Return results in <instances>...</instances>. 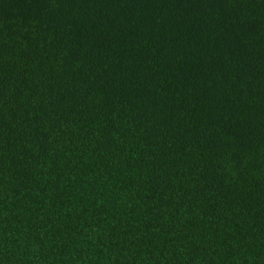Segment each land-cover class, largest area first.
Listing matches in <instances>:
<instances>
[{
    "label": "trees",
    "instance_id": "obj_1",
    "mask_svg": "<svg viewBox=\"0 0 264 264\" xmlns=\"http://www.w3.org/2000/svg\"><path fill=\"white\" fill-rule=\"evenodd\" d=\"M0 264H264V0H0Z\"/></svg>",
    "mask_w": 264,
    "mask_h": 264
}]
</instances>
